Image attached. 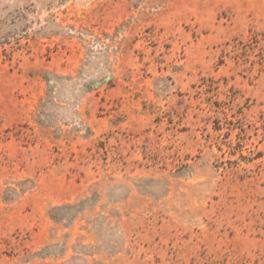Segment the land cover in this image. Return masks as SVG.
<instances>
[{
	"label": "rangeland",
	"instance_id": "rangeland-1",
	"mask_svg": "<svg viewBox=\"0 0 264 264\" xmlns=\"http://www.w3.org/2000/svg\"><path fill=\"white\" fill-rule=\"evenodd\" d=\"M0 264H264V0H0Z\"/></svg>",
	"mask_w": 264,
	"mask_h": 264
}]
</instances>
